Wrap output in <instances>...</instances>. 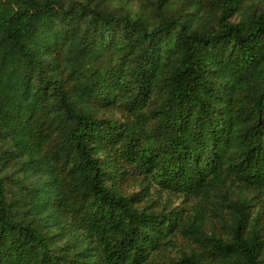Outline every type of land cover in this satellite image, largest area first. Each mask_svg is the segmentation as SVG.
<instances>
[{"label":"trees","instance_id":"16d2710c","mask_svg":"<svg viewBox=\"0 0 264 264\" xmlns=\"http://www.w3.org/2000/svg\"><path fill=\"white\" fill-rule=\"evenodd\" d=\"M0 264H264V0H0Z\"/></svg>","mask_w":264,"mask_h":264},{"label":"rangeland","instance_id":"374dc122","mask_svg":"<svg viewBox=\"0 0 264 264\" xmlns=\"http://www.w3.org/2000/svg\"><path fill=\"white\" fill-rule=\"evenodd\" d=\"M134 6L136 7V3L134 2ZM153 192V206L157 207L159 209L163 208L164 206H181L182 208H185V211L188 212L190 210V205L192 201H185L184 198H177L175 196H171V198L167 197L166 193H163L162 191L152 189ZM209 221L207 225V229L212 231L213 229L216 230L221 235H225V228L222 226V223L220 221V218L217 216L218 213L214 212L213 210L209 209ZM227 216L226 209L219 213ZM189 245L190 242L184 238L182 235L179 236L177 240V244L168 252L166 253L169 257H179L181 256V253L183 251L189 252ZM191 246V245H190Z\"/></svg>","mask_w":264,"mask_h":264}]
</instances>
